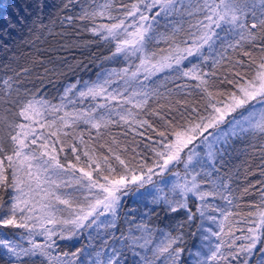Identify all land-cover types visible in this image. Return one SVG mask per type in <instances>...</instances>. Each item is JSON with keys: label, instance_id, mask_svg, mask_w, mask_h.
<instances>
[{"label": "snow or ice", "instance_id": "snow-or-ice-1", "mask_svg": "<svg viewBox=\"0 0 264 264\" xmlns=\"http://www.w3.org/2000/svg\"><path fill=\"white\" fill-rule=\"evenodd\" d=\"M73 2L78 0H68ZM177 14L189 18L187 35L180 39L182 29L169 19ZM77 18L90 20L86 30L114 44L108 59L124 64L104 69L95 81L68 84L58 102L21 89L12 77L0 78V256L7 264H86L81 259L85 249L58 251V240L85 234L92 238L100 228L120 231L124 197L153 184L147 195L153 204L178 214L172 218L176 223L159 237L143 223L119 236L108 232L107 238L126 243L121 249L113 247L104 260L97 252L87 264H124L125 250L139 257L134 264H181L186 237L192 235L185 227L197 218L201 239L216 240L209 246L210 255L202 258L199 249L189 252L196 257L192 264H254L256 255L264 264V190L260 205L247 213L251 219H244L233 211L240 204L234 203L219 169L231 141L252 134L264 137V0H89ZM72 20L65 17L68 23ZM161 22L163 31L158 30ZM152 44L165 47L158 53ZM238 50L240 56L234 58ZM225 62L230 67L218 76L215 70ZM158 73H165L162 80L194 81L191 87L199 90L202 105L175 109L178 115L169 118L150 110L147 114L163 121L158 125L141 118L149 100L163 95L146 83ZM80 124L87 127L79 129ZM112 125L146 136L143 153L137 151L139 145L121 147L111 136ZM105 135L116 147L109 145L106 154H97L90 145ZM165 173L176 178L164 181L172 197L153 194L163 192L153 177ZM145 195L139 193L140 198ZM190 197L199 202L195 210ZM209 197L231 207H217ZM209 210L222 219L207 215ZM234 216L240 219H229ZM204 220L217 224L219 231L204 228ZM124 221L130 223L126 216ZM241 223L244 228L237 227ZM245 229L246 234L235 235ZM238 240L246 243L238 245ZM225 248L229 251H221Z\"/></svg>", "mask_w": 264, "mask_h": 264}, {"label": "trees", "instance_id": "trees-1", "mask_svg": "<svg viewBox=\"0 0 264 264\" xmlns=\"http://www.w3.org/2000/svg\"><path fill=\"white\" fill-rule=\"evenodd\" d=\"M100 2L101 0H97V4ZM124 2L127 3V0ZM66 3L68 0H0V78L12 77L19 82L21 89L36 92L53 102H58V97L68 84L77 80L81 83L95 81L98 73L103 72L104 69L113 64V59H108V57L111 55L114 44L103 41L87 31V26L91 24L90 20L77 18L80 14L81 5L88 6L89 0H78V2L68 3V6L64 7ZM96 6V4L91 5V7ZM67 16L73 17L71 23L65 21ZM169 19L171 23L182 29L178 33L177 39L187 35L188 17H181L177 14ZM62 21L64 22L62 23ZM97 22L109 23L110 21L97 18ZM158 30L163 31V22H161V27ZM150 47L159 53V50L165 45L152 44ZM239 56V50L233 53L234 58ZM229 67V64L225 62L215 71H217L218 76L223 75ZM164 75L165 73H160V75L151 77V80L146 82L150 87L158 89L163 95L159 98L150 99L147 108L140 110L141 118L157 125L163 121H160L157 115L147 114L150 110L169 118L171 115H178L175 109L202 105L199 90L191 87L195 84L194 81L162 80L161 77ZM183 83H187L189 87L186 89L177 88V84ZM120 85L122 88L121 83ZM87 104L88 101H85L79 107H84ZM86 127L83 124L79 125V129ZM125 128L126 126H110L111 136L116 137L121 147L128 146L130 149L139 145L137 151L143 153V144L148 142L146 136H137L135 132L126 134ZM139 131L145 132L146 135L150 134V130L147 128L139 129ZM85 136L87 138V133ZM111 136L105 135L94 140L90 146L96 148L97 154H106L107 146L116 147V145L111 144ZM100 145H104V147H100ZM67 151L68 149L65 148V153ZM219 169L220 175L225 178L229 185L234 203L240 204V207L233 209V211L241 213L244 219H251L247 213L255 211V206L260 205L262 190H264V137L259 134H252L244 139L231 141ZM203 187L207 188L208 185H203ZM64 191L71 192L73 189H65ZM139 193L146 195L140 198ZM139 193L124 197L121 219L118 221L119 229L125 231L126 234L128 227L135 230L136 224L143 223L153 228L156 237H159L161 231L170 230L176 223L172 218L178 214L167 212L162 204H153V197L147 195L146 190L143 192L141 188ZM154 195L159 196L157 193ZM165 196L172 197L173 194L166 191ZM5 199H7L6 194ZM208 200L220 208L231 207L224 200L215 199L213 201L211 197ZM196 203L199 202L194 203L190 197L189 206L194 210ZM208 213L215 216L220 215L219 212L211 210ZM125 216L130 221L129 224H125ZM180 219L182 221L183 216ZM229 219H240V217L234 216ZM200 222L201 220L197 218L185 227V231L192 235L186 237L185 253L181 258V264H192V261L196 259V257L190 256L189 252L196 250L197 238L201 232ZM237 227L244 228L245 225L241 223ZM3 231L24 232L23 229H3ZM111 231L116 230L100 228L93 233L92 238H87V234H85L78 239L73 238L71 241L58 240L60 245L58 251L71 253L77 247L83 248L85 251L81 253V259L85 260L86 264L97 258V252L100 253L99 259H107L108 256L112 255L113 247L121 249L122 245L126 243V241L107 238V233ZM120 231H116L117 236L120 235ZM244 234H246V229L245 232L237 231L235 233L237 236ZM36 240L43 242V238L39 236L36 237ZM20 242L25 247L30 246L27 240ZM236 243L239 245L246 243V241L238 240ZM259 248L260 244L258 243L257 250L254 251L258 252ZM222 250L229 251L226 248ZM137 251L140 250L137 249ZM124 256L126 257L124 264H134V261L139 259L127 250L124 251ZM253 262L259 264L258 255L253 257ZM0 264H7L3 256H0ZM77 264H80L79 260Z\"/></svg>", "mask_w": 264, "mask_h": 264}, {"label": "rangeland", "instance_id": "rangeland-1", "mask_svg": "<svg viewBox=\"0 0 264 264\" xmlns=\"http://www.w3.org/2000/svg\"><path fill=\"white\" fill-rule=\"evenodd\" d=\"M157 19H159V18H157ZM112 63L113 64L112 65H109L108 68H117V69H119L124 64V62L123 61H120L118 58L113 59ZM158 75H160V73H158L155 76H158ZM155 76H153V77H155ZM120 83L123 85V82L122 81ZM175 179H176L175 177H169L168 173H165L164 177H153V181L159 183V186L163 189V192L162 193L161 192H158V191H154L153 194L157 193V194H159V196H165L166 195V191L171 192L170 186L166 185L164 183V181H167V180H175ZM142 189H143V192H144V190H146L147 192H149L150 190H153L154 189V185L153 184H147ZM207 215H212V214L207 213ZM216 217H217V221H219L220 219H222V217L220 215L219 216H216ZM101 219L102 220L103 219H107V217H102ZM203 227L204 228H210V229H212V231H217V232L219 231L218 225L212 223L209 220H204L203 221ZM200 231H201V222H200ZM204 235H208V233L205 232ZM215 240H216L215 237H211L209 240H202L201 239V232H199V235H198V238H197L198 243H197L196 250L199 249L201 251L202 258L204 256V254L210 255V253H209V246H213L214 247ZM201 245H203V247H201ZM221 251H223V250L221 249ZM213 263H214L213 261H209V264H213Z\"/></svg>", "mask_w": 264, "mask_h": 264}]
</instances>
